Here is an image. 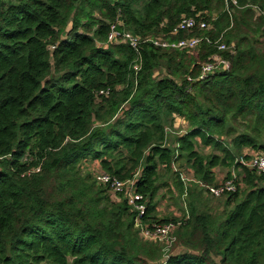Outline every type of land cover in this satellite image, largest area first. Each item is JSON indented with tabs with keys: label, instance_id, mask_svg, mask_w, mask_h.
<instances>
[{
	"label": "trees",
	"instance_id": "16d2710c",
	"mask_svg": "<svg viewBox=\"0 0 264 264\" xmlns=\"http://www.w3.org/2000/svg\"><path fill=\"white\" fill-rule=\"evenodd\" d=\"M262 10L264 0H0V264H264V174L242 163L264 155ZM184 18L209 28L171 36ZM113 25L146 42L109 43ZM189 38L201 39L191 53L152 43ZM216 56L229 69L200 80ZM177 117L187 128L171 143ZM87 159L134 180L144 223L175 224L170 245L144 240L123 193L82 173ZM216 169L236 186L219 214L189 203L180 219L158 217L162 171L187 197L216 186Z\"/></svg>",
	"mask_w": 264,
	"mask_h": 264
},
{
	"label": "built area",
	"instance_id": "2783aa9c",
	"mask_svg": "<svg viewBox=\"0 0 264 264\" xmlns=\"http://www.w3.org/2000/svg\"><path fill=\"white\" fill-rule=\"evenodd\" d=\"M226 3L229 0H225ZM264 16V10L260 12ZM200 29H208L209 26L204 20H200L198 22L195 18H184L180 24L172 31L171 36H176L179 32H192L197 27ZM108 42L113 44H126L132 47L135 50H138L139 47L145 43L142 42L138 36H135L133 33L128 32L126 30H117V28L113 25L111 27V32L108 37ZM155 46L161 48H169V49H179L183 51L192 52L195 51L199 44L201 43V39L199 38H189L178 41H169L156 39L152 42ZM227 47L225 44H221L219 46V50H226ZM229 62L219 58L218 56L213 58V62H209L203 65L202 74L200 76V80H204L209 76L215 74L216 72H224L229 69ZM109 92L101 91L100 95H106ZM183 120V119H182ZM186 126H184L183 132L187 128L186 121L183 122ZM250 159L246 161H242L243 165L257 170L259 174H264V155L260 154H250ZM101 174H95V180L102 185L109 186L112 191V194H121L125 196L129 205L133 208L135 212L138 213L135 219V228L139 231L140 235L146 241L153 242H161L170 245V235L176 229L175 224H166V225H157L150 226L144 223V216L146 213V204L144 203V197L138 193L136 184L134 180L123 182L118 178L111 176L105 172H100ZM193 179L189 177L186 181H192ZM201 186L206 187V190L216 198L222 197L225 193H232L236 191V186L233 180L221 183L218 186Z\"/></svg>",
	"mask_w": 264,
	"mask_h": 264
},
{
	"label": "rangeland",
	"instance_id": "374dc122",
	"mask_svg": "<svg viewBox=\"0 0 264 264\" xmlns=\"http://www.w3.org/2000/svg\"><path fill=\"white\" fill-rule=\"evenodd\" d=\"M179 51H183V50H179ZM178 118L179 117L176 118L175 125L172 126V129H168L170 132L169 138L171 143H173L176 139V136L179 135L178 132L180 130H184V126H186L184 123H182L183 120L181 119V121H178ZM200 149L205 154H209L212 152V150L209 148L207 149L200 148ZM245 152H249V151L246 149ZM182 165L185 166V164H182L180 162L179 166ZM80 166L82 167L81 171L83 174L95 175V174H101L100 172H102L100 171L98 161H93L91 159L85 160ZM215 173H216L217 185L230 181V180H226L227 172L224 173L222 169H216ZM160 182L163 184L167 182L168 184V187H163L160 189L155 199L158 209L157 215L160 219L182 218L184 216L186 207H189V203H192L200 212L204 210H209L213 214H219L225 208L226 201L229 197L228 195H225L224 197H220V198H212L207 195L205 188L204 191L202 190L203 188L199 189L200 187L199 188L193 187L192 188L193 190L191 189L192 195L189 194L187 197L183 196L177 189L176 185H174V176L172 174L166 175L164 171H162V177ZM184 250L185 249L183 247L177 245L175 252L180 253Z\"/></svg>",
	"mask_w": 264,
	"mask_h": 264
},
{
	"label": "crops",
	"instance_id": "0c3cea01",
	"mask_svg": "<svg viewBox=\"0 0 264 264\" xmlns=\"http://www.w3.org/2000/svg\"><path fill=\"white\" fill-rule=\"evenodd\" d=\"M178 121H181V118H178ZM183 122V121H182ZM178 128V127H177ZM183 130H180L178 133H182ZM248 150V149H247ZM246 153H249V152H246ZM224 173L227 172L225 169H223Z\"/></svg>",
	"mask_w": 264,
	"mask_h": 264
}]
</instances>
